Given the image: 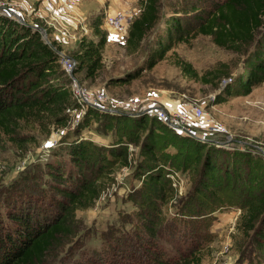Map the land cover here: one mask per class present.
Here are the masks:
<instances>
[{
	"label": "rangeland",
	"instance_id": "rangeland-1",
	"mask_svg": "<svg viewBox=\"0 0 264 264\" xmlns=\"http://www.w3.org/2000/svg\"><path fill=\"white\" fill-rule=\"evenodd\" d=\"M72 1L70 6H65L61 0H0V13L15 19L16 15L21 17L23 22L47 34L51 41H57L60 51L71 57L78 50L82 38H98L94 35L96 26L108 33L104 49L105 66L99 76L85 78L84 71L75 70L73 74L93 96L105 94L106 99L99 101L102 108L96 107L103 113L98 112L85 119L81 128L79 125L74 128L70 119L69 124L60 126H28L18 131L23 141L20 143L3 136L0 140V200L5 191L13 189V193L20 185L18 181L22 182L28 176L38 184L37 187L45 180L48 186L54 182L65 184L64 176L59 180L58 175L48 172L46 161L59 159L61 155L57 151L68 140V135L85 136L97 145L107 146L115 137H121L112 132L106 134L112 130V120L120 118L127 120L134 130L139 128L135 133L140 134V139L130 143L128 165H117L110 175L97 176L103 185L99 199L94 205L71 213L69 219L73 224V234L58 243L42 264H90L94 259L87 261V256L93 251L102 259L111 258L113 264L118 257L125 264H151L154 260L151 254L139 251L140 257H135L136 246H124L125 250L120 252L114 246L108 247L106 241L108 237L120 236L124 230L131 233L137 222V227H142V219L147 212L149 219L169 221L166 229L172 227L168 231L174 233V241H164L168 236L165 234L160 242L174 255L179 249L186 250L195 240L190 253H200L201 264H264V245H259L252 232H244L238 227L244 206L264 190V79L250 93L238 89L239 82L249 75L248 62L259 48L264 47V23L252 43L223 47L214 42L213 36L194 32L196 22L192 8H208L217 0H159L158 24L140 49L131 52L126 46L128 28L125 32H118L106 25L104 10L127 9L134 18L141 10L139 0ZM128 2L130 8L127 7ZM189 8L185 16L184 10ZM173 16L183 17L189 22L187 27L191 35L187 41L176 42L165 59L149 69L148 59L160 41L164 22ZM178 58L191 63L199 77H204L196 79L186 74L177 64ZM118 75L135 76L126 83L110 82L113 76ZM67 81L70 83L69 77ZM132 99L140 101L139 116H146L144 111L149 108H163L176 113L186 111L193 104L203 107L205 114L202 117L190 114V122L186 123L190 125L187 136L192 135L205 143L207 150L215 155V160L224 165L229 163L230 177H224L220 170H216L220 175L215 174L212 178L203 174L201 163L195 162L188 150L173 142L179 138L176 136L179 133L164 126V135L159 134V119L153 122L152 127L137 126L140 120L129 119L136 112L130 103ZM218 124L225 130H218ZM144 137L154 139L158 155H173L168 161L173 188L168 199L157 205L158 213H154L153 202L142 205L136 199V190L141 184L137 166L146 159ZM177 148L180 155H176ZM201 180L210 184V192L201 191ZM163 229L161 233L165 231ZM105 262L102 260L100 264Z\"/></svg>",
	"mask_w": 264,
	"mask_h": 264
},
{
	"label": "trees",
	"instance_id": "trees-1",
	"mask_svg": "<svg viewBox=\"0 0 264 264\" xmlns=\"http://www.w3.org/2000/svg\"><path fill=\"white\" fill-rule=\"evenodd\" d=\"M139 1L140 13L128 26L126 46L131 52L140 49L160 19L159 0ZM190 9L184 10L185 16ZM192 10L196 22L195 34L211 35L216 44L228 48L255 41L264 23V0H217L208 8L196 6ZM164 25L160 41L149 56V69L165 59L176 42L187 41L188 35H191L187 27L189 22L183 17L173 16ZM94 35L98 38H82L78 50L72 56L77 60L75 71H84L85 78L91 79L98 77L105 66L104 49L108 40V33L98 26L94 29ZM60 50L57 41L47 42L38 28L0 13V140L6 136L11 141L20 143L23 142L18 134L20 129L34 125L44 128L47 125L60 126L68 123L69 114L66 110L75 105L76 100L71 90V78L61 63ZM176 62L191 77H204H199L191 63L181 58ZM247 69L249 75L238 85V89L246 94L264 79V47L257 50L248 62ZM131 76L135 75L112 78L110 82L126 83L132 79ZM68 77L70 83L67 81ZM98 112L103 113L102 110L89 106L85 118L79 124L80 128L86 122L85 119ZM129 119L140 120L136 125L142 128L152 127L153 122L159 121L157 118L135 114ZM112 122V130L106 134L112 132L121 137H115L110 145H97L88 137L68 135V140L57 151L61 155L59 159L46 161L48 172L58 175L59 180L64 176L65 184L54 182L56 185L53 183L55 186L52 187L45 180V185H40L39 188L32 177L28 176L22 182L18 181L20 185L13 193V189L5 191L0 200V264H42L58 243L73 234V224L69 219L71 213L78 208L90 207L99 199L103 185L97 176H108L117 165L129 164V143L140 139V134L135 133L139 128L134 130L127 120L120 118ZM164 126L179 133L176 135L179 138L173 142L179 143L193 155L195 162L201 163L203 174L211 175L212 178L220 175L216 174V170H220L224 177H230L229 163L224 165L215 160V155L207 150L205 143L161 121L157 126L159 134L164 135ZM146 137L143 139L146 159L137 166L141 184L136 190V199L142 205L144 202L146 205L153 202L154 213H158L160 210L157 205L168 199L173 188V180L168 175V161L173 155H158L154 139ZM165 147L168 148L166 145ZM177 149L176 155H180L179 148ZM223 166L228 168L224 169ZM89 170L92 171L90 174L87 173ZM237 177L240 179V176ZM33 178L36 180L35 176ZM200 185L201 191L210 192V184L201 180ZM46 186L50 187L49 190ZM148 214L147 212V216L142 219V227L138 228L137 222L131 233L124 230L120 232V236L115 235L113 239L108 237V247L114 246L122 252L125 250L124 246H136L138 251H134V255H137L135 257L139 258L140 252L151 254L154 257L151 264H201L200 253H190L195 240L186 250L179 249L176 255L161 245L160 241L165 238V234L168 236L164 241H174V233L169 232L172 227L166 229L169 221L149 219ZM238 227L244 232H252L259 245H264V190L244 206ZM162 229L165 231L161 233ZM182 247L185 249V245ZM87 257V261L94 259L90 264H100L102 260L107 261L104 264H113L111 258L102 259L94 251ZM114 264L125 263L118 257Z\"/></svg>",
	"mask_w": 264,
	"mask_h": 264
},
{
	"label": "built area",
	"instance_id": "built-area-1",
	"mask_svg": "<svg viewBox=\"0 0 264 264\" xmlns=\"http://www.w3.org/2000/svg\"><path fill=\"white\" fill-rule=\"evenodd\" d=\"M64 2L65 6H70L73 1L72 0H61ZM133 19V14L129 10L119 9V10H104L103 20L106 25L112 27L114 30H118V32H125L129 26L130 21ZM61 54V63L65 70V72L71 78V90L73 97L76 100L75 105L69 106L67 108V113L69 114V119L72 123V126L75 128L79 125L83 119V116L87 113L89 106L99 107V101L105 100L106 96L103 93L93 96L90 94L86 88L83 87L82 84L78 81L76 77H74V70L77 66V60L66 53L60 51ZM131 105L133 106L135 115L141 114L137 109L141 108L140 101L138 99H132ZM82 111V112H79ZM193 113L195 116L202 117L205 114L204 108L199 105H191L186 111L171 113L163 108H149L144 111V114L149 118H157L160 121L166 123L168 126L173 127L183 133H187L190 129V125L186 124L190 122V114ZM82 115V116H81ZM69 122V120H68ZM69 124V123H68ZM220 124L216 126L218 130H225L224 127H220ZM129 146L131 147L130 143ZM172 174V173H171ZM170 175V174H168ZM173 178V175H171Z\"/></svg>",
	"mask_w": 264,
	"mask_h": 264
},
{
	"label": "water",
	"instance_id": "water-1",
	"mask_svg": "<svg viewBox=\"0 0 264 264\" xmlns=\"http://www.w3.org/2000/svg\"><path fill=\"white\" fill-rule=\"evenodd\" d=\"M17 19L21 20V21H24L21 17L19 16H15ZM43 34V33H42ZM43 37L47 40V42L51 43L52 41L50 40V38L47 36V34H43ZM122 76V75H121ZM120 75L118 76H113L112 78L113 79H119L121 77Z\"/></svg>",
	"mask_w": 264,
	"mask_h": 264
},
{
	"label": "crops",
	"instance_id": "crops-1",
	"mask_svg": "<svg viewBox=\"0 0 264 264\" xmlns=\"http://www.w3.org/2000/svg\"><path fill=\"white\" fill-rule=\"evenodd\" d=\"M127 7H129L130 8V3L128 2V6Z\"/></svg>",
	"mask_w": 264,
	"mask_h": 264
}]
</instances>
